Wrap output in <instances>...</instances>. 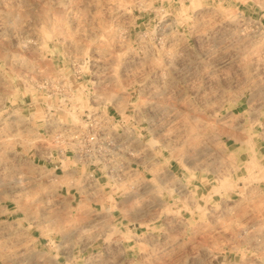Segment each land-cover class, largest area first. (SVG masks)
I'll use <instances>...</instances> for the list:
<instances>
[{"label":"rangeland","instance_id":"obj_1","mask_svg":"<svg viewBox=\"0 0 264 264\" xmlns=\"http://www.w3.org/2000/svg\"><path fill=\"white\" fill-rule=\"evenodd\" d=\"M0 264H264V0H0Z\"/></svg>","mask_w":264,"mask_h":264}]
</instances>
